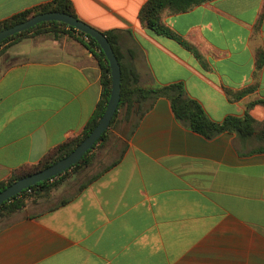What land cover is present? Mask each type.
Masks as SVG:
<instances>
[{"label":"crops","instance_id":"1","mask_svg":"<svg viewBox=\"0 0 264 264\" xmlns=\"http://www.w3.org/2000/svg\"><path fill=\"white\" fill-rule=\"evenodd\" d=\"M52 1L0 0V23ZM71 1L139 86L182 83L215 122L249 113L254 135L208 140L166 98L120 106L83 181L0 216V264H264V105L248 108L264 100V0L167 10L191 49L142 25L149 0ZM95 53L69 35L0 48V183L82 135L102 95Z\"/></svg>","mask_w":264,"mask_h":264},{"label":"trees","instance_id":"2","mask_svg":"<svg viewBox=\"0 0 264 264\" xmlns=\"http://www.w3.org/2000/svg\"><path fill=\"white\" fill-rule=\"evenodd\" d=\"M205 1L207 0H149L140 11V21L145 28L152 31L154 34L173 39L183 47L191 49L189 44L184 39L177 36L170 28H168L163 23V16L167 10L174 14L184 13ZM50 12L67 13L77 18L74 5L71 0H53L50 3L23 11L9 17V19L0 23V32L9 29L10 27H14L17 24L23 23L36 15ZM263 15L264 12L261 19L263 18ZM31 35H52L56 38H59L62 35H69L71 37H76L77 40L84 44L91 52L95 53L96 51L95 54L98 58L102 70V95L93 117L89 120L81 136L73 138L57 149L49 152L38 165L31 168H22L16 171V173H14L10 179L0 183V193L18 180L41 172L71 154L76 149V147L79 146L82 141L86 139L98 125L106 110V106L111 94L112 78L109 63L99 44L93 38L65 24L58 22H48L39 24L28 31L9 37V39L5 40L0 45V48L12 41L13 43H18ZM105 35L111 43L117 58L119 59V61H121V56L116 47L114 36L112 35V33H106ZM263 64L264 53L261 51L258 55V69H260ZM245 93L246 92H242L238 96L242 97L245 95ZM152 98L168 99L171 103V107L177 121L182 123L194 133H197L208 140L214 139L224 133L236 134L242 140H248L254 135L255 120L249 113H246L243 117L228 116L222 122H215L209 117L206 110L199 101L187 95L186 88L182 83L143 88L138 85L136 75L134 73L126 74L122 67V93L120 106L126 103H130L131 101L141 102L142 100ZM256 104L264 105V100L251 103L248 108H251ZM117 115L118 111L114 115L110 127H112V125L116 121ZM106 135L107 132L102 136L97 144L103 141ZM91 160L92 159L90 151L77 165H75L70 170L80 168L82 169L84 166H88L91 163ZM70 170L57 178H53V182L48 180L39 183L33 187H30L21 195L12 198L9 202L0 207V216L12 215V213L20 211L25 206V203L28 199L34 196H38V194H43L44 192H50L53 188L56 187L60 180H62L63 177L68 174ZM29 191L30 195H27Z\"/></svg>","mask_w":264,"mask_h":264},{"label":"water","instance_id":"3","mask_svg":"<svg viewBox=\"0 0 264 264\" xmlns=\"http://www.w3.org/2000/svg\"><path fill=\"white\" fill-rule=\"evenodd\" d=\"M48 22H58L65 24L79 32L84 33L87 36H90L99 44L101 50L106 56L111 70L112 86L110 98L107 103L106 110L98 125L71 154L59 160L47 169L22 178L11 184L10 187L0 193V207L9 202L12 198L21 195L30 187L48 180H52L53 178H57L77 165L88 152L93 150L97 142L109 130L114 115L118 111L121 104L122 67L111 43L104 33L72 15L60 12H50L36 15L23 23L1 31L0 45L11 36L28 31L39 24Z\"/></svg>","mask_w":264,"mask_h":264},{"label":"rangeland","instance_id":"4","mask_svg":"<svg viewBox=\"0 0 264 264\" xmlns=\"http://www.w3.org/2000/svg\"><path fill=\"white\" fill-rule=\"evenodd\" d=\"M91 164V163H90ZM84 166L82 169H73L68 172V174L63 177L62 180L56 185L55 188H53L50 192H44L43 194H38V196H34V198H37L38 200L41 199H49L53 194H55L61 186L67 185V186H74L72 181H83L85 179V170L90 166Z\"/></svg>","mask_w":264,"mask_h":264},{"label":"built area","instance_id":"5","mask_svg":"<svg viewBox=\"0 0 264 264\" xmlns=\"http://www.w3.org/2000/svg\"><path fill=\"white\" fill-rule=\"evenodd\" d=\"M86 40H87V38H86ZM51 182H53V179L52 180H50ZM27 195H30V191L27 193Z\"/></svg>","mask_w":264,"mask_h":264}]
</instances>
